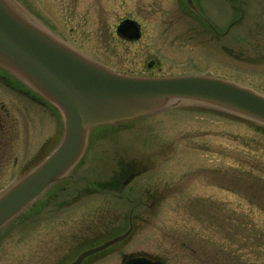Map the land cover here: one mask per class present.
<instances>
[{
  "label": "rangeland",
  "instance_id": "rangeland-1",
  "mask_svg": "<svg viewBox=\"0 0 264 264\" xmlns=\"http://www.w3.org/2000/svg\"><path fill=\"white\" fill-rule=\"evenodd\" d=\"M98 1L13 0V4L43 28L51 31L52 24L60 33H51L112 71L151 77L208 76L249 86L264 96V74H260L263 81H251L247 72L234 68L236 62L211 47L210 30L204 25L239 16L241 0H199L200 23L198 18L180 15L181 0H153L151 11L145 5L152 0H138L144 9L140 13L134 12L132 0ZM260 4L252 0L251 6L243 7L258 11L263 9ZM83 7L97 12L84 16ZM42 8L47 14L41 11L37 17V9ZM129 11L143 31L138 41H124L115 32L117 21ZM263 20L252 13L244 28ZM232 32L242 36L245 30L236 27ZM150 60L153 64L148 67ZM1 70L9 78L5 85L0 79V193L37 166L63 137V117L57 107L37 98L38 91L16 74ZM102 127L92 128L81 158L65 174L67 178L73 174L72 181L63 178L45 194L56 193L59 202L67 203L50 198L57 204L43 209L42 216L52 212L55 219L68 221L52 231L45 218L40 226L37 219L20 228V222L11 223L7 233L16 234L0 240V264H37L38 229L47 250L52 248L48 241L53 235L62 236L58 243L64 242L70 222L76 226L88 211L86 203L98 197L91 186L106 179L110 170L116 171V162L119 177H130V164L139 168L124 196L161 203V210L153 215L157 219L150 241L154 257L168 255L176 264H264L262 124L206 103L169 100L157 111L108 126L100 136Z\"/></svg>",
  "mask_w": 264,
  "mask_h": 264
},
{
  "label": "water",
  "instance_id": "water-1",
  "mask_svg": "<svg viewBox=\"0 0 264 264\" xmlns=\"http://www.w3.org/2000/svg\"><path fill=\"white\" fill-rule=\"evenodd\" d=\"M186 1L193 7L191 0ZM13 3L0 0V66L19 76L61 111L64 134L46 158L0 194V226L76 164L93 126L134 119L157 111L169 100L206 103L264 124V97L246 88L204 76L136 77L114 73L27 19ZM117 31L126 38L139 36L133 21H123ZM152 64L150 61L148 66ZM123 237L83 252L71 264H79L84 256ZM126 264L160 263L133 258Z\"/></svg>",
  "mask_w": 264,
  "mask_h": 264
},
{
  "label": "flooded vegetation",
  "instance_id": "flooded-vegetation-1",
  "mask_svg": "<svg viewBox=\"0 0 264 264\" xmlns=\"http://www.w3.org/2000/svg\"><path fill=\"white\" fill-rule=\"evenodd\" d=\"M91 1L93 0H90V2ZM132 1L134 12L137 11V13H140L138 10H144L140 7L141 4L138 2V0ZM181 1L180 10L178 11L180 15H188L198 18V22H202L200 17L203 15V12L200 9V4L198 3L199 0H193L196 10L191 9L185 0ZM99 2L100 0L98 3ZM257 2L261 3L260 5L263 7V9L258 11L249 9L246 10L244 7L248 4L251 6L252 0H241L240 9H238L239 6H237L239 16L231 15L226 23L224 20H222L219 24L211 22L212 25L210 24V26L204 23V25L210 30L209 40L211 47L214 48L216 52L221 54V56L227 57L230 60L229 62H236L237 64L234 68L242 69L247 72L251 78V81L264 80V75L263 80L260 79V74H264V20L262 23L255 24L254 22L252 26H247L244 28V21L247 16H250V14L253 13L258 17H264V0H257ZM61 3H64V0H61ZM96 3L97 1H95V4ZM90 4L91 3H89V5ZM154 5L155 4L153 0L149 1V4L145 5L149 8V10L146 11H151L155 7ZM66 6H69V3H67L65 7ZM84 8L85 7H83V11H81L84 16L87 13L97 12V10L92 9L93 7L91 8L92 10L87 8L84 10ZM41 11L44 12L43 8L41 10L37 9V17L42 15ZM64 11H66V9H64ZM128 13L129 14L125 15L124 18L117 21L115 25V32L118 37L124 41H138L141 38L143 32L140 26V34L136 39H128L117 33L118 25L124 20H131L132 18L130 17L135 14H132V11H129ZM44 14L47 13L44 12ZM52 27L53 26L51 24L48 28H51L53 31L51 29L50 30L54 33H60V31ZM236 27L243 28L245 30V32H243L244 35H233L232 31L233 29H236ZM57 37L67 43L64 38L60 37L59 35ZM0 72V79L5 85L7 83L6 80L9 78V76L6 75L8 73H3L1 68ZM231 82L234 84L236 83L233 81ZM244 88L259 94L249 86H245ZM25 90L29 91L27 89ZM31 93H33V91ZM259 95L263 96L261 94ZM38 97L40 96L37 94V98ZM114 165L119 167L117 162ZM128 166L130 177H119L118 175L120 171L117 172L118 170H110L106 179H99L100 181H98V185L95 187L91 186L92 189L98 193V197L96 200L93 199V201L86 203L85 209H88V211L76 226L73 224V221L70 222V227H72L71 232L68 233L69 236H63L65 237L64 242L58 243L57 241H60L62 236L57 237V235H53L55 236L54 238L52 237L53 240L48 241V246L50 245L52 248L47 250V242L43 241L41 238L42 232H40L38 229L37 257L34 255V257H36L37 264H71L82 252L100 246L108 240L123 235V238L119 239L113 244L84 256L79 264H126L129 259L137 257L146 258L150 261H158L160 264H176L170 262V257H168V255L165 257H162V255H157V257H154V250L152 248L153 246H150V241H152L151 237L153 239V235L151 233L154 229V222L157 220L153 217V215L156 211L161 210V208L158 206L161 205V203L157 204L155 202L148 201H134L133 197L131 198L129 195L124 196V192H128L131 189V186L128 187L127 185H130L133 180V176L139 169H134V164H130ZM116 173L118 175H116ZM56 196V193L49 196H39L37 200V216H35L36 209H27L24 213L19 215L15 221L16 223L20 222L19 228L28 224H32L31 221L36 219L37 226H40L41 218H45L46 221H50L51 228L49 229L52 231L53 229L57 230V228H59L65 221H68L65 218L55 219L56 217H54V215L56 213L53 214L52 212H46L45 215L42 216L43 209L51 206L52 203L57 204L56 202H51L52 199H50ZM118 197L119 199L123 200H119ZM56 199L57 197L54 198V200ZM59 203L67 202L60 201ZM10 227L11 224L6 228V230ZM21 230L23 231V229ZM10 234L15 235V230L6 233L4 235L5 238ZM59 237L61 238L59 239ZM143 244L144 246L140 248V246ZM31 259L32 257L29 256V258L26 260H29L30 263Z\"/></svg>",
  "mask_w": 264,
  "mask_h": 264
}]
</instances>
